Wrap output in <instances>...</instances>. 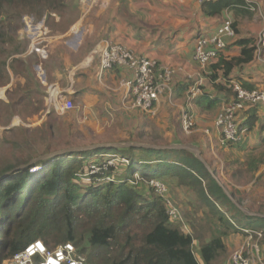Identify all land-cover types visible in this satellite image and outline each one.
Instances as JSON below:
<instances>
[{
  "label": "trees",
  "instance_id": "16d2710c",
  "mask_svg": "<svg viewBox=\"0 0 264 264\" xmlns=\"http://www.w3.org/2000/svg\"><path fill=\"white\" fill-rule=\"evenodd\" d=\"M237 3H241V8L251 10L244 0ZM66 6L65 0H0V87L7 85L6 71L15 63H19L18 72L26 81H19L15 90H8V93L12 92L11 101L6 103V109L12 111L10 118L27 100L28 109L22 116L30 120L38 117L41 109L36 105L41 101L34 96H45V93L38 83L37 88L32 86L30 76L22 70L25 63L22 55L28 45L22 49L10 29L8 18H18L24 10H29L30 14L37 11V15L33 13L31 16L41 21L49 15L63 16ZM44 10L47 12H42ZM233 28L236 30L235 24ZM239 45L244 47L240 57L227 59L220 52L218 59L211 63L214 81L218 72L228 78L234 67L254 60L255 42L240 41ZM31 75L34 76L33 71ZM215 86L220 92L233 93L231 83ZM232 93L229 95L234 97ZM210 95L202 94L195 99L197 106L207 112L217 109L220 103L211 100ZM255 119L252 116L246 122L250 129ZM57 121L56 116L55 119L51 115L45 116L40 126L8 130L3 139L2 147L8 148L0 155V264L36 240H42L50 249L72 243L86 258L87 264H215L228 252L226 239L232 233H243V221V225L262 231L264 245V219L246 217L237 212L216 180L187 151L131 148L124 150L130 153L126 156L115 150L102 149L66 154L16 171L39 156L79 146L80 133L76 135L75 124L68 126L70 134L61 130L69 141L59 144L62 136ZM180 123L175 125L173 143L184 142L179 138ZM151 141L157 142L155 139ZM160 144L170 143L161 141ZM239 144L230 143L227 147ZM113 153L132 158H129L125 170L119 164H109L111 160H92ZM224 155L226 176L230 180L234 176H239L238 180L252 179L264 166V152L256 151L248 160L247 155L241 160V150L235 153L227 149ZM214 170L218 175V168L214 167ZM121 175L124 176L122 180L118 178ZM255 179V185L264 187V172ZM141 181L147 189L139 188L137 184ZM156 184H163L167 192L160 193ZM229 187L235 196L236 188ZM173 188L178 194L179 189H184V193L193 198L187 200L190 203L181 204L173 199L177 208H181L190 233L184 232V224L174 221L169 213L168 191ZM259 197L260 202L253 199L248 207L264 213V196ZM239 201L244 202L245 197H239ZM226 207L234 209L236 214H229ZM196 246L202 262L196 257Z\"/></svg>",
  "mask_w": 264,
  "mask_h": 264
},
{
  "label": "crops",
  "instance_id": "0c3cea01",
  "mask_svg": "<svg viewBox=\"0 0 264 264\" xmlns=\"http://www.w3.org/2000/svg\"><path fill=\"white\" fill-rule=\"evenodd\" d=\"M79 1L84 3V6L71 11L69 15L66 12L65 18L49 15L38 21L36 25L30 26V28L26 27L25 31L28 33L27 38L30 39V47H27L26 52L22 55V58H25L24 56L30 57L38 54L31 57L29 61L25 60L22 70L23 72L24 70L31 72L33 67L38 72L36 78L41 88H44V85L49 87L53 82H60V87L66 89L69 87L68 77L70 74H75L76 78L83 77L77 80L76 91L68 95L76 109L65 113H70L68 114L70 117L77 112L78 106L83 108L79 117L73 116L75 122L69 123V125L75 124L76 135L78 132L80 133V139L77 140L78 147L84 146L85 144L82 142L86 139L90 140L89 135L93 130L95 138L99 136L100 140L93 142L94 144H104L98 143L104 141L120 143V140L121 142L152 144L151 139H155L156 143L159 144L161 141L173 144L174 132L171 129L158 132L159 120L172 123L177 129L175 125L181 121L182 111L185 108L190 107L193 110L195 125L200 124L199 113H207L197 106L194 98H189V86L195 82L201 83L202 94H211V100L220 102L218 108L221 107L223 100L231 101L233 96L229 95L232 91L229 94L220 92L215 85L225 86V84L229 85L230 82L235 81L242 85L251 86L246 88L249 90L264 88V66H260L262 61L260 57H264V47H262V53L258 54V57L255 54L253 61L234 67L228 78H224L223 73L218 72L216 81L212 79L213 71L210 66L204 70L205 72H200V69L197 68L198 65L194 62L196 40L203 36L214 35L228 20L235 24L236 30H234L237 35L234 39L226 38L228 47L223 52L222 57L227 59L240 57L244 49L243 46L239 45L240 41L253 40L256 46V42L260 40V35L264 33V23H261L264 19V0H251L255 6L247 3V6L249 5L252 9L259 10V14H253L252 9L241 8L239 6L241 3H237L238 0H210L205 3H201L199 0H73L71 6ZM67 6L71 9L69 4ZM27 18L35 21L34 18ZM49 19H54L56 22L62 21L61 26L64 25V27L58 31H53L49 26ZM46 35L52 36L53 40L48 44L44 41L42 45L37 47L39 52L35 51L31 55H27L33 41ZM61 40L64 41L62 48L59 49ZM108 40L120 43L139 58H147L155 62L151 69L154 84L161 81L168 84L159 101L154 104L153 109L155 111L153 113L155 114L136 110V124L133 125L129 120L126 122L121 120L119 128L111 129L109 133L104 128L99 130L102 119L115 111L121 112L124 117L125 113L122 109H133V97H127L128 88L122 82L124 80L133 82L134 72L127 67H115L105 71L103 75L100 74L95 58ZM59 66L61 70L56 71V74L52 76L50 69ZM173 71L175 72L173 79L166 80L168 73ZM197 78H203V81L196 80ZM22 81H25L24 77ZM119 84H122L127 91ZM85 87L92 88L95 92L94 97L85 95V98L81 99V92ZM5 97L0 93V101H4ZM85 108L89 112L84 113ZM94 110L96 115L93 114ZM211 114L214 115L208 116L206 120L209 125H213L215 116H217L216 113ZM66 116L62 118H68L70 121L69 117ZM243 116L245 123L251 120L252 116H255L256 119L251 129L246 124L248 133L244 141L238 146L227 147V145H222L220 136L215 129H213L212 134L208 131L201 135L195 132L186 135L181 131V123L178 129L179 138L182 139L181 135L188 137L187 141L182 139L183 143L198 145L205 157L207 152H211L217 158L219 152L224 154L227 149H231L235 153H240L241 150V160L246 155L248 160L256 151L264 152V105L260 104L256 108H247ZM43 117L45 118V116ZM78 121L87 126L84 129L78 127ZM168 132L172 133V140L167 139ZM193 138L195 141L192 140ZM262 143L263 145L258 147ZM89 145L93 144L90 143ZM255 148L256 151H252ZM223 159L225 160V158ZM208 161L210 162L209 159ZM218 162L219 167L215 163L212 166L222 170L221 178L224 182L230 183L237 189H243L249 197L251 195L259 197L264 193V187L255 185V178L264 172V166H261L254 178L246 177V180H239L244 181L243 183H237L236 180L239 179V176H234L235 178L232 180L228 179L223 171L226 167L225 163H221L219 160ZM248 196H246L247 199ZM226 244L229 250L227 240ZM262 249L264 251V247Z\"/></svg>",
  "mask_w": 264,
  "mask_h": 264
},
{
  "label": "built area",
  "instance_id": "2783aa9c",
  "mask_svg": "<svg viewBox=\"0 0 264 264\" xmlns=\"http://www.w3.org/2000/svg\"><path fill=\"white\" fill-rule=\"evenodd\" d=\"M199 1L202 3L205 0ZM235 35L236 31L233 29V24L228 21L225 22L223 27L217 30V34L214 37L209 38L203 36L198 39L194 60L202 67L210 66L213 61L218 59L219 53L224 52L227 48L223 38L234 37ZM43 43V36L33 41L27 55H31L35 51L39 52L40 50L37 47ZM105 47L106 50L101 56L102 74L114 67H127L133 70V82L131 80L124 82L129 88L128 95L133 97V107L140 109L144 113L153 110L154 104L160 99L161 89L166 84L165 81L154 84L153 77H151V69L155 62L147 58H139L134 52L121 44L107 47L106 42L103 48ZM103 48L99 51V54H101ZM169 78L170 73H168L166 80ZM230 83L234 93L233 100L228 102L222 101L223 113L215 124V130L220 136V143L222 145L242 142L248 133V127L244 121L243 113L249 107L256 108L260 104L264 105V92L246 89L234 81ZM200 86V82H195L189 89L188 94L190 99L195 98L197 95H202ZM64 94L60 89L50 92L52 107L60 115L74 109L73 102L69 99L66 100ZM194 125V114H192L190 109H184L182 113L183 130L187 134L192 133L194 132ZM111 161H109V164H112ZM156 187L162 194L167 192L163 184H156ZM168 208L172 219L184 224L185 229L188 228L185 225L181 211L178 208H171L169 202ZM242 231L247 236L248 242L244 243L242 248L233 252L231 258L232 264H264L259 246L252 244V238H255V236L261 238V234L249 230ZM86 261V258L78 253L77 248L72 243H66L55 249H50L42 240H36L13 258L4 260L3 264H87Z\"/></svg>",
  "mask_w": 264,
  "mask_h": 264
},
{
  "label": "rangeland",
  "instance_id": "374dc122",
  "mask_svg": "<svg viewBox=\"0 0 264 264\" xmlns=\"http://www.w3.org/2000/svg\"><path fill=\"white\" fill-rule=\"evenodd\" d=\"M206 1H210V0H205L204 2L202 3H205ZM246 3H249L251 5H254V3L251 1V0H244ZM73 0H65V3L66 5H70V8H68V6H66V9H65V14L66 12H68V15L71 14V11L73 10H77V8L79 7H83L84 6V3H81V1H79L78 3L74 4L73 6H71ZM255 6V5H254ZM37 10L41 11L40 9H38L37 7H35ZM42 12H47V11H42ZM252 12L253 14H259V10L257 9H252ZM33 13H35V15H37V11H33L31 14L29 12V10H24V12L22 14H19V17L18 18H8L10 20H8V22L10 23V29L13 33H15V36H16V40L19 41V43L22 44V49H24L26 47V45H28V47H30V44H29V41L30 39L27 38V34L26 33V27L30 28V26H34L38 23V21H32L30 20L29 18L27 17H30L31 19L34 18V16H31ZM64 14V15H65ZM63 15V16H64ZM51 16V15H50ZM61 17V18H65L64 17ZM60 17V16H58ZM61 22L62 21H59V22H56L54 19H49V26L53 29V31H58L60 29H62L64 27L61 26ZM228 22H231L230 20H228ZM261 23H264V19H262ZM231 24H233L231 22ZM234 29V28H233ZM42 34V33H40ZM217 34V32L210 36L209 38L211 37H214L215 35ZM226 38H231V39H234L236 38V35L234 37H224L223 40L225 41L226 43ZM43 39L44 41L47 42V44L53 40V37L50 36V35H46V36H43ZM63 41L64 40H61L60 43H59V49H61L62 45H63ZM262 42V45H260V43ZM117 44H120V43H117V42H113L111 40H108L107 41V47H112V46H115ZM197 45H198V39L196 40V45H195V50H194V55H195V52H196V48H197ZM226 47H228V44L226 43ZM256 47H257V52H256V57H258V54L262 53V47H264V33L260 35V40L258 42H256ZM26 50V49H25ZM106 50V47L103 48V51L101 52V54H97L96 58H95V61H97V65H98V69H99V72L100 74H102V68H101V63H102V53ZM25 51H23L24 53ZM65 54H67V52H65ZM36 55L38 54H35V55H32V56H26L27 58H23L22 60H26V61H29L31 57H35ZM17 56V55H15ZM15 56H13L12 58H14ZM261 58V62H260V66H264V57H260ZM194 62L199 66H197L198 70L200 69V72H205L204 70L208 69L209 66L207 67H202L201 65H199L195 60ZM20 68V65L19 63H15L13 65H10L9 68L7 69L6 71V75L8 76L9 78V81L7 83V85L5 87H0V93H2L3 97H5V100L4 101H0V155H3L5 153V151L7 150L8 147H2V142H3V139L4 137L6 136V134L8 133L7 131L8 130H11V129H15V128H18V127H38L42 124V122L44 121V116H52L54 119H55V116L57 118V128H58V131L59 133L61 134L62 136V139L59 141V144L62 145L63 143L69 141V137H63V133L61 132V130H66L68 134H70V128L68 127L69 126V123L71 122H75V118L73 117L74 115L76 117H79V114L80 112H83V108L82 106H78V110H76L77 112L75 114H72L70 117L68 114H64V115H60L58 113H56L54 111V108L52 107V102H51V99H50V92L51 91H54V90H58L60 89L61 91H63L65 94H64V97L66 100L69 99L68 95L70 93H73L74 91H76V88H75V85L77 82L78 79H82L83 77H79V78H76L77 76H75V74H70L69 75V87L64 89V87H60L61 86V83L60 82H53L51 83V85L49 87H45V85L43 86L44 88H41L40 89L45 93V96H34V98L36 100H40L41 103H38L36 106H39V109H41V111L39 112V116L34 118V119H26L24 116H22V114L26 111V109H28V101H26V103L24 105H22L18 111L15 113L14 117L10 118L11 117V113L12 111L11 110H7L6 109V103H8L9 101H11V93H8V90L9 89H13L15 90L16 89V86H17V83L19 81H22V78L24 77L23 75H21L18 70ZM115 68V67H114ZM113 68V69H114ZM61 70L60 66L58 68H55V69H50L51 73H52V76H54L56 74V71H59ZM63 70V69H62ZM112 70V69H111ZM32 71H33V74L34 76L31 75V72L28 71V70H24V73L25 74H28V76H30V84L32 86H34L35 88H37V74L38 72L36 70H34V68L32 67ZM174 74L175 72H171L170 73V80L173 79L174 77ZM103 75V74H102ZM196 80H201L203 81V78H197ZM22 82H25V81H22ZM125 80L122 82L124 84ZM235 82V81H234ZM236 84H239L241 87L243 86L242 84L238 83V82H235ZM125 85V84H124ZM167 83L165 84V86L161 89V95L165 92L166 88H167ZM120 87L124 88L122 84H119ZM126 86V85H125ZM127 87V86H126ZM51 88V90H50ZM128 88V87H127ZM125 91H127L125 88H124ZM257 90V89H256ZM128 91H129V88H128ZM257 91H260V92H264V88H259ZM82 93V98H85V95H89L91 97H94V91L92 90L91 87H85L84 90L81 92ZM189 95V94H188ZM40 97V98H39ZM199 95H197L194 99L198 98ZM91 101V100H90ZM132 101H133V98H132ZM74 104V103H73ZM132 108L133 109H127L125 108L122 109V111L125 113V116L123 117L122 113L119 112V111H115V112H112L111 115L109 116H106L102 119V121L100 122V127H99V130H103V128L105 130L109 131L111 129H117L119 128L120 124H121V120H124V122H126L127 120H129L131 123L136 124V119H135V115L137 113L136 110H139L141 111L140 109H136V107L134 108L133 107V102H132ZM76 109V106L74 104V109L71 110V111H74ZM186 109V108H185ZM188 109H190L192 111V114H194L193 110L189 107ZM110 110L112 111V109L110 108ZM110 111V112H111ZM121 111V110H120ZM153 111H155L154 109L147 112V114H152ZM54 112V113H53ZM89 112V110L87 108L84 109V113H87ZM143 112V111H142ZM204 112H207V111H204ZM53 113V114H52ZM183 113V111H182ZM211 113H216L217 116H215V120H214V123L213 125H209L207 124L206 120L208 118V116L210 115H214V114H211ZM223 113V107H222V104H221V107L215 109L214 111H211V112H207V113H199L200 117L198 116V119L200 121V124L197 123V125H194V132L201 135L202 133H206L209 131L210 134H212L213 132V129H215V124L218 120V118L221 116V114ZM89 115L91 114L88 113ZM93 114L96 115L95 113V110L93 111ZM59 115V116H58ZM68 115V116H66ZM63 116H66V117H69V120L68 121V118H62ZM149 119V118H148ZM103 121L105 122V124L103 125ZM90 122V120H89ZM88 122V123H89ZM162 122V123H161ZM195 122V121H194ZM86 123V124H88ZM71 125V124H70ZM77 126L84 129L85 126L87 125H84L83 123H80L79 121L77 122ZM93 126V125H92ZM94 127V126H93ZM133 127V126H132ZM181 127H182V130L184 133H186L184 130H183V126H182V117H181ZM76 128V126H75ZM172 130L173 132L176 131L175 127L173 126L172 123H166L164 121H161L159 120V127H158V132L160 131H169V130ZM202 131H205V132H202ZM215 131V130H214ZM105 132V131H104ZM191 133L187 134L186 135H190ZM90 140L86 139V141H83L82 143L85 144L84 146H90L89 144H93L95 145L93 142L95 141H100L99 140V136H97L95 138V133H94V130L90 133ZM219 137V136H218ZM181 138L185 141H187L189 138L186 137L185 135L182 136L181 135ZM167 139L168 140H172L173 139V135L171 132H168L167 134ZM120 143H126V142H129V141H122L121 140L119 141ZM98 143H113L112 141L110 142H98ZM154 144H159V143H154ZM184 144V143H183ZM164 145H169V144H164ZM71 148H74V147H71ZM55 152V151H54ZM119 154L121 155H126L127 154H130L124 150H119L118 151ZM49 154V153H48ZM121 155H115V153L111 154V155H108V156H104V157H93L92 160H112L111 163L112 164H119L122 166L123 170H125V167L127 164H129V158L132 159L131 157L127 158H123V156ZM204 155V154H203ZM205 157V156H204ZM134 158H137L136 156H134ZM206 160L208 161V159L210 160V162L208 161V163L210 164V166L212 167V169L214 170V163L216 164L217 167H219V162L218 160L221 162V163H225V166L227 165L226 161L223 159L225 158V155L222 153V152H219L217 154V158L213 155V153L211 152H207L206 154ZM117 160V161H116ZM119 161H122V162H119ZM116 162V163H115ZM119 162V163H118ZM122 170V171H123ZM215 171V170H214ZM224 173H226L225 170H223ZM216 172V171H215ZM221 172L222 170L219 169V174L217 175L219 177V179L222 181V183L224 184V186L230 191V187L229 185H231L230 183L228 182H224L223 179L221 178ZM130 173V171H129ZM126 174H128V171H126ZM139 177V176H138ZM119 179H124V176L121 175V176H118ZM243 180H246V178H243ZM237 183H243L244 181H239V180H236ZM87 183V182H86ZM144 182H139L137 185H140L139 188H142V189H147L146 187V184H143ZM90 184V183H88ZM176 187V186H175ZM235 187V186H234ZM236 188V187H235ZM223 191V190H222ZM231 192V191H230ZM235 193H237L234 198L240 203L242 204L244 207L248 208L249 210H251L248 205H252L253 203V199L258 202L261 201V198L260 197H254L253 195H251L250 197L248 196L247 192L243 191V189H235ZM224 194V192H223ZM225 195V194H224ZM264 196V193L262 194ZM226 196V195H225ZM246 196H248V199L246 198ZM227 197V196H226ZM239 197H245V201L244 202H240L239 201ZM228 198V197H227ZM253 198V199H252ZM173 199H175V201L178 203V204H181V203H190L189 201L187 200H193V198H191L189 195H186V193H184V189H179V194L177 192H174V188L170 191H168V202L170 203V206L171 208H177V205L176 203L173 201ZM229 200V198H228ZM230 201V200H229ZM231 202V201H230ZM232 203V202H231ZM233 205V203H232ZM234 209L237 211V212H240L239 210H237L235 208V206L233 205ZM257 209H258V205L256 204L255 206ZM180 208V207H179ZM234 209H230V208H225V210L229 213V214H236V211H234ZM181 210V208H180ZM183 211V210H182ZM252 212H255L253 210H251ZM259 212V211H258ZM257 212V213H258ZM184 213V212H183ZM241 213V212H240ZM181 214V213H180ZM243 216H245L243 213H241ZM182 215V214H181ZM246 217H249V216H246ZM251 218H254V217H251ZM255 219V218H254ZM256 219H259V218H256ZM245 223V221H243V224ZM240 224V223H239ZM243 229L242 230H249V231H252V232H257V233H260L261 234V238H258L257 236H255V238H252V244L253 245H258L259 246V249H260V253H261V256L264 260V251L262 249V247H264V245L262 244V241H263V234H262V231H255V229H253L252 227H249L247 225H243ZM187 225V224H186ZM188 228L185 229V227H183V230L184 232H189V225H187ZM188 230V231H187ZM190 233V232H189ZM247 236L244 235V233H240V234H235V233H232L231 236H229L226 240H227V243H228V252L227 254L221 258L217 263L215 264H232V261H231V258H232V255H233V252L242 248V246L244 245V243L248 242V239L246 238ZM252 237V236H251ZM260 237V236H259ZM233 250L231 253L230 251ZM247 250V249H246ZM195 254H196V257L197 259L201 261V257H200V253H199V249L197 248V246L195 247ZM5 264V263H4Z\"/></svg>",
  "mask_w": 264,
  "mask_h": 264
},
{
  "label": "water",
  "instance_id": "95a60500",
  "mask_svg": "<svg viewBox=\"0 0 264 264\" xmlns=\"http://www.w3.org/2000/svg\"><path fill=\"white\" fill-rule=\"evenodd\" d=\"M145 149V150H154L158 152L162 151H187L192 153L195 158L202 163V165L206 168L208 173L211 175V177L216 180L219 187L223 190L224 194L229 198V200L233 203L235 208L239 210L241 213H243L245 216L264 219V213H257L252 212L248 208L244 207L242 204H240L234 196L231 194V192L224 186L222 181L217 176L216 172L212 169L206 158L204 157L201 148L194 144V143H173L169 145H162V144H151V143H142V142H126V143H104V144H95L90 146H82V147H75V148H68L64 150H58L55 152H51L49 154H45L42 156H39L37 158H34L29 162L27 165H23L16 169V171L19 170H25L28 167H31L32 165L42 162V161H48L52 159H57L61 156H64L66 154H73V153H80V152H91V151H98L102 149H108V150H126V149ZM15 171V172H16ZM14 173L13 171L11 174ZM10 174V173H8ZM7 174V175H8ZM5 177V176H4ZM3 177V178H4ZM2 181V178H0V182Z\"/></svg>",
  "mask_w": 264,
  "mask_h": 264
},
{
  "label": "clouds",
  "instance_id": "9594fccd",
  "mask_svg": "<svg viewBox=\"0 0 264 264\" xmlns=\"http://www.w3.org/2000/svg\"><path fill=\"white\" fill-rule=\"evenodd\" d=\"M128 96H130V95H128ZM130 97H131V96H130ZM244 139H245V137L243 138V141H244ZM243 141H242V142H243ZM240 143H241V142H240ZM117 156H118V155H117Z\"/></svg>",
  "mask_w": 264,
  "mask_h": 264
},
{
  "label": "snow or ice",
  "instance_id": "6c2138e0",
  "mask_svg": "<svg viewBox=\"0 0 264 264\" xmlns=\"http://www.w3.org/2000/svg\"><path fill=\"white\" fill-rule=\"evenodd\" d=\"M39 247V245H37Z\"/></svg>",
  "mask_w": 264,
  "mask_h": 264
}]
</instances>
